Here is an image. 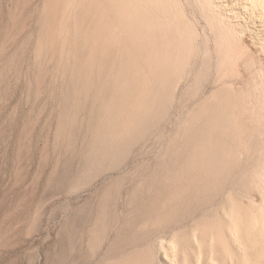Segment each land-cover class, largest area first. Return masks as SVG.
Wrapping results in <instances>:
<instances>
[{"label":"rangeland","instance_id":"374dc122","mask_svg":"<svg viewBox=\"0 0 264 264\" xmlns=\"http://www.w3.org/2000/svg\"><path fill=\"white\" fill-rule=\"evenodd\" d=\"M104 1L0 0V264H172L159 240L180 258L193 230L187 264H224V212L264 218V6L170 0L183 59L142 76L131 6L114 22ZM140 94L153 104L127 127Z\"/></svg>","mask_w":264,"mask_h":264},{"label":"bare ground","instance_id":"6f19581e","mask_svg":"<svg viewBox=\"0 0 264 264\" xmlns=\"http://www.w3.org/2000/svg\"><path fill=\"white\" fill-rule=\"evenodd\" d=\"M116 1L124 3L123 6L132 8L135 14V20L139 23L138 27H132V30L126 28V32L129 35H135L138 38H142L141 41L147 42L146 46L142 45V50H137L136 55H140L141 59V74L142 76L148 73V70H152L153 65H157L164 63L163 61L167 60L168 64H173L174 66L183 59L181 55L186 48V42L188 36V31L186 29L185 24L180 19H177L176 13L173 10V4L170 0H111V4L105 0L102 3L101 11L106 13L107 10H113V19L116 22V17L121 15L119 14L122 4L118 5ZM258 3L264 6V0H257ZM30 14V13H29ZM28 15V14H27ZM26 15V16H27ZM105 15H100V19H106ZM10 19V18H9ZM26 19V18H25ZM25 21H23L24 23ZM120 22V21H118ZM150 27H149V26ZM148 26V27H147ZM153 26V30H152ZM24 27V26H23ZM121 31L114 28L111 32L112 37L115 38L119 35ZM99 28L94 25L92 35H93V46H95V41L99 36ZM158 33L160 38L158 42L155 41V38L152 39V34ZM83 41V40H82ZM80 42V41H79ZM116 39L111 42V45H116ZM110 45V44H109ZM110 45V46H111ZM133 45V44H132ZM3 47V46H2ZM113 48L115 46H112ZM161 51L163 52V56L160 58H152L148 56L149 53H153ZM2 54V53H1ZM115 57V56H114ZM113 57V58H114ZM167 58V59H166ZM116 62L113 59V64ZM113 76L115 79V85L113 83V89L125 91L124 86L126 85L127 79L130 81H135V77L128 78L123 73L124 71L119 67L118 69L113 68L112 70ZM137 80L140 77H136ZM117 80V82H116ZM120 80V81H119ZM143 80H140L139 86H142ZM43 82V81H42ZM143 87V86H142ZM140 87H138L139 89ZM132 95V93H131ZM133 96V95H132ZM153 104L152 97L145 96L144 94H140L134 96V98L127 105V119L126 126H132L131 119L138 118L141 113L145 115L150 106ZM145 111V112H144ZM212 125H218L220 122H216L212 119L210 120ZM220 127L227 131L229 128V122L226 120L224 123H220ZM224 133V132H223ZM115 134H117L115 132ZM262 181L260 192L262 194V199L264 197V174L262 175ZM224 215L227 218V232L221 231V237L225 239V245H223L221 251H219L220 256L219 259L224 264H249V252L248 247L259 246L260 244H264V218L255 217L251 215V218H246L242 214L238 215V212H235L233 208H229L224 212ZM159 247L161 250H164L163 255L167 258L172 264H187V248L193 247L196 248L197 254L201 253L202 247L199 238L197 237L196 230L192 231L191 238L186 240L184 239L181 247L182 257H178V250L175 238L168 243L167 249H165V242L163 240H159ZM259 243V244H258ZM231 244V245H230ZM263 246V245H262ZM253 247V248H254ZM259 250V248H258ZM212 253V251H211ZM258 255L264 256V250H261L257 253ZM198 264L200 263L199 256ZM211 258V257H210ZM213 258H211L212 261ZM210 262V261H209ZM208 262V263H209Z\"/></svg>","mask_w":264,"mask_h":264}]
</instances>
